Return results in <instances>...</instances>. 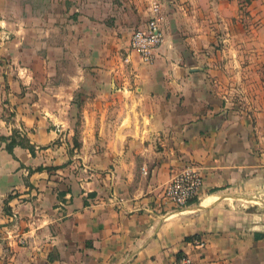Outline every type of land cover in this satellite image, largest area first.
<instances>
[{"label":"crops","instance_id":"crops-1","mask_svg":"<svg viewBox=\"0 0 264 264\" xmlns=\"http://www.w3.org/2000/svg\"><path fill=\"white\" fill-rule=\"evenodd\" d=\"M77 1V19L65 24L50 8L18 16L13 0H0V55L35 21L43 46L60 58L70 52L69 85L99 92L84 97L85 152L75 156L39 97L17 94L20 67L0 65V137L17 130L35 151L10 154L0 140V264H163L182 253L194 264H264V236L255 237L264 220L243 222L222 202L264 205V96H242L239 106L211 92L222 66L231 67L228 84L241 81L233 69L246 62L230 56L264 54V0H161L164 42L149 64L128 47L148 20L146 0H119L114 10L110 0ZM109 14L120 35L94 39L111 29ZM218 37L229 46L213 47ZM186 168L202 175L197 202L165 204V187Z\"/></svg>","mask_w":264,"mask_h":264},{"label":"rangeland","instance_id":"rangeland-1","mask_svg":"<svg viewBox=\"0 0 264 264\" xmlns=\"http://www.w3.org/2000/svg\"><path fill=\"white\" fill-rule=\"evenodd\" d=\"M42 1L43 0H13L14 5L11 7L18 16L31 14L35 17L36 15H39L38 13L42 15V11L44 9L43 7H45L47 9L50 8V11L55 10V15L59 14L61 20H63L62 22H65V24L69 23L68 20L75 21L77 19L76 14H78V12L74 11V9L77 7V2L80 1L45 0L46 3L43 6L41 4ZM150 1H156L160 4V7L163 8L161 0ZM110 2L111 5L109 6H111L113 10L121 4L119 0H110ZM145 3L148 4L147 6L150 5V2L148 3L147 0ZM3 8L5 12L9 13L8 5H4ZM56 11L59 13L56 14ZM115 19L116 17L111 16L110 14L108 17L103 19V23L111 27L109 31H113L112 33L109 34V31H106L101 36L100 30L97 29L94 31L95 37L93 38L104 41L109 40L112 35L116 37L120 35L118 30L114 29L116 27L114 26V24H116L114 22ZM221 22L222 21L217 20V23ZM112 26L114 27L112 28ZM26 27L29 28L27 37L22 39L20 45L13 47L15 50L7 49L10 51H4L5 53L0 55V65L11 64L13 69L15 65L20 67L22 71L21 78L24 82H26V84L24 83V85H20L17 94L22 96L39 97L37 102L49 110V118H47V120L50 122V125L55 126L51 123L55 122L57 127L62 130L60 132V136L63 140H67L69 138L73 155H81L84 157L85 150L83 148L80 149V146L82 145L81 143L83 142L82 137L85 135L82 130H84L87 125V118L85 116L86 100L84 97L97 96L99 92L97 91L95 85L84 84L79 87L73 85L70 86L68 75H74L76 72L75 67H70L71 59L69 58L70 52L68 49H65L66 53L61 54L60 58L59 54L52 53L51 49L49 51V49L46 48V45L43 46L42 43H40L42 38L38 37L37 24H35V21H32ZM67 33L68 29L66 30V35ZM218 35H222V32L220 31ZM15 36L16 35H13V37ZM49 40L52 41L51 38H49ZM238 40L241 44L245 45V48L249 46V39L242 37ZM258 41H260L258 37L252 39V42L254 43H258ZM62 42L63 45L65 43L69 45L67 38H63ZM98 42L99 41H96L94 43ZM224 46L228 47L229 43H224L222 41V37H218L216 44L213 45L216 49H221ZM243 49L244 47H242V50ZM71 56L75 57L74 54H71ZM220 56L222 55L216 56L217 60H222L223 64H225L226 61L223 60L224 57H221L220 59ZM251 57H253V61ZM230 58L238 59L244 63L246 62L245 64L242 63L233 69V71H236V74L241 77V81H239L240 79H236L237 82H231V84H228L229 82H226L224 77L228 76L231 71V67H229V65L222 66L219 68L221 84L213 85V90L211 89V92L213 93L212 96H234V100L241 101V104H238L239 106H242L245 102L240 98L242 96H264V54H262V52L255 51L253 54L240 52L237 56H230ZM53 61L57 62L56 68H53ZM73 61H77L76 57ZM13 62L16 63L14 64ZM14 72L15 74L13 75V78H16L18 71ZM42 91L45 92V94H43ZM54 91H57L59 96L57 94L54 95ZM71 99H73L72 103L73 101L77 102L71 104ZM83 101L84 104H82ZM74 149H76V151H73ZM88 151L89 150H87V153ZM222 202L228 204V206L240 217V220L243 222H247L249 224L257 222L261 224L264 220V205L258 201L253 202L228 197L223 199Z\"/></svg>","mask_w":264,"mask_h":264},{"label":"built area","instance_id":"built-area-1","mask_svg":"<svg viewBox=\"0 0 264 264\" xmlns=\"http://www.w3.org/2000/svg\"><path fill=\"white\" fill-rule=\"evenodd\" d=\"M161 7L156 1H152L148 10V20L143 28L132 31L128 47L145 63H151L158 49L164 42V34L161 29ZM202 187V175L193 168L174 175L163 191L162 198L165 204L175 208H184L188 202L198 197ZM11 217L13 215L11 214ZM194 244L198 247L204 245V240L197 239ZM163 264H194L190 255L186 253L174 255Z\"/></svg>","mask_w":264,"mask_h":264},{"label":"trees","instance_id":"trees-1","mask_svg":"<svg viewBox=\"0 0 264 264\" xmlns=\"http://www.w3.org/2000/svg\"><path fill=\"white\" fill-rule=\"evenodd\" d=\"M76 102L77 101H73V103H76ZM0 140L5 142V150L10 154H13V148L15 146H20L22 148L28 149L30 153L34 155V152H35L34 145L29 142V139L26 135H20L17 130H13L12 135L10 137L1 136ZM41 169H42L41 166L35 168V170H41ZM196 202H197L196 199L191 200L188 202V205L192 203H196ZM263 236H264V233L255 234L256 238L263 237Z\"/></svg>","mask_w":264,"mask_h":264},{"label":"water","instance_id":"water-1","mask_svg":"<svg viewBox=\"0 0 264 264\" xmlns=\"http://www.w3.org/2000/svg\"><path fill=\"white\" fill-rule=\"evenodd\" d=\"M220 199H222V198L220 197ZM206 207H207V206H202V205L198 204L197 206L193 207L192 209L200 210V209H204V208H206Z\"/></svg>","mask_w":264,"mask_h":264}]
</instances>
